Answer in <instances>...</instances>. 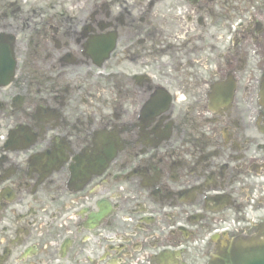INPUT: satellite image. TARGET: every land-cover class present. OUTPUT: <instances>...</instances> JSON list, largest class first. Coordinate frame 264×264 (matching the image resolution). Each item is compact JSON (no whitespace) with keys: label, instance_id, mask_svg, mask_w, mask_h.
Returning a JSON list of instances; mask_svg holds the SVG:
<instances>
[{"label":"flooded vegetation","instance_id":"obj_1","mask_svg":"<svg viewBox=\"0 0 264 264\" xmlns=\"http://www.w3.org/2000/svg\"><path fill=\"white\" fill-rule=\"evenodd\" d=\"M263 84L264 0H0V264L262 241Z\"/></svg>","mask_w":264,"mask_h":264},{"label":"water","instance_id":"obj_2","mask_svg":"<svg viewBox=\"0 0 264 264\" xmlns=\"http://www.w3.org/2000/svg\"><path fill=\"white\" fill-rule=\"evenodd\" d=\"M209 264H264V241L255 247L245 242L223 243L213 253Z\"/></svg>","mask_w":264,"mask_h":264},{"label":"rangeland","instance_id":"obj_3","mask_svg":"<svg viewBox=\"0 0 264 264\" xmlns=\"http://www.w3.org/2000/svg\"><path fill=\"white\" fill-rule=\"evenodd\" d=\"M219 34L217 33V34H215V36L214 37H217Z\"/></svg>","mask_w":264,"mask_h":264}]
</instances>
